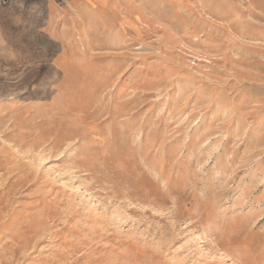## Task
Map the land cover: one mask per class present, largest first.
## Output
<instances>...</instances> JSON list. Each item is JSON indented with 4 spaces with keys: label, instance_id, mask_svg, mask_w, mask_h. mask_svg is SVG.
I'll use <instances>...</instances> for the list:
<instances>
[{
    "label": "rangeland",
    "instance_id": "obj_1",
    "mask_svg": "<svg viewBox=\"0 0 264 264\" xmlns=\"http://www.w3.org/2000/svg\"><path fill=\"white\" fill-rule=\"evenodd\" d=\"M0 264H264V0H0Z\"/></svg>",
    "mask_w": 264,
    "mask_h": 264
}]
</instances>
